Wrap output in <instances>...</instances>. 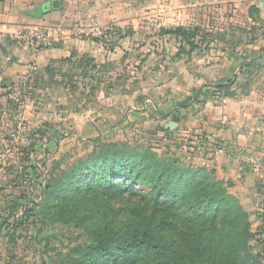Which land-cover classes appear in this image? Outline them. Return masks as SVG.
I'll list each match as a JSON object with an SVG mask.
<instances>
[{
    "label": "rangeland",
    "instance_id": "1",
    "mask_svg": "<svg viewBox=\"0 0 264 264\" xmlns=\"http://www.w3.org/2000/svg\"><path fill=\"white\" fill-rule=\"evenodd\" d=\"M42 1L0 0V23L14 17L16 25L14 31L0 32L1 47L9 43L37 52L66 40L70 57L65 60L71 62L56 60L54 66L43 67V73L34 70L18 74L15 83L0 82V99L5 96L10 104L5 109L6 102H0V264H74L79 247L91 243L87 228L70 214L82 213L84 206L47 204L45 196L46 186L63 168L91 152L95 138L107 143L130 141L175 157L184 166L214 170L217 179L232 183L229 191L250 213L252 231H263L259 211L264 208V180L252 176L249 186L235 189L231 172L218 178L214 163L206 161L218 149L212 141L221 138L197 132L194 123L181 127V119L189 113L193 121L205 123L203 114L198 115L202 108L214 115L217 109L225 110L226 93L233 83L224 93L217 81L208 79L207 67L217 53L231 55L238 41L264 39L262 0H254L255 5L251 0H77L78 6L91 5V14L86 8L75 16L64 15V8L43 17L27 14ZM247 8L252 21L243 12ZM247 24H255L250 35ZM180 27L191 33L197 46L163 33ZM77 38L91 40L95 45L91 53L73 48ZM80 73L90 78L80 79ZM23 76L27 81L21 80ZM120 90L149 96L152 114L159 120L143 127L134 118L126 130L116 127L117 120L102 122L97 136L94 119L105 113L96 110L93 102L103 93ZM174 105L177 110L188 109L175 116ZM222 117L218 126H228L230 122ZM263 153L258 150L255 155L264 157ZM244 165H249L248 170H264L259 159L244 160ZM252 245V252H264L257 241Z\"/></svg>",
    "mask_w": 264,
    "mask_h": 264
},
{
    "label": "trees",
    "instance_id": "2",
    "mask_svg": "<svg viewBox=\"0 0 264 264\" xmlns=\"http://www.w3.org/2000/svg\"><path fill=\"white\" fill-rule=\"evenodd\" d=\"M163 33L197 46L182 27ZM93 142L46 186L47 204L84 206L70 214L91 243L79 247L74 264H264V252L251 251L252 241L264 247V208L263 231L253 232L231 182L152 147Z\"/></svg>",
    "mask_w": 264,
    "mask_h": 264
},
{
    "label": "crops",
    "instance_id": "3",
    "mask_svg": "<svg viewBox=\"0 0 264 264\" xmlns=\"http://www.w3.org/2000/svg\"><path fill=\"white\" fill-rule=\"evenodd\" d=\"M44 1L37 5L35 9L27 11V14L34 15L35 17H43L54 11L53 9L41 15L35 13L40 5H44ZM61 1V9L64 8V15H79L85 8L89 14H91V5L89 4L88 7H85L78 6L76 3L77 0ZM253 1L254 0H251V4L255 5ZM247 3H250V0H247ZM259 5L263 7L261 14L264 16V0L259 2ZM243 12H246L247 18L249 21H252L250 9L247 8V10ZM234 15L239 14L235 13ZM6 21L7 23H0V32L14 31L16 28L14 17L7 18ZM245 28H247V33L250 35L255 31V24H247ZM238 30L241 31L240 28ZM73 42H75V47L73 48L81 51L84 50V52L89 53H91V48L95 46L91 45V40L82 38H77L73 40ZM59 45L60 46L43 48L37 52L26 47L16 48L14 45L10 46L9 43L2 47L0 46V82H3L4 85H9L10 83H15L20 73L26 75L34 70H39L43 73V67L45 68L48 65L52 66L56 60L61 61L63 64L71 63L69 60H65L67 57H70L68 56L70 51L67 41L63 40ZM225 47L227 48L228 46L226 45ZM232 47H235L236 50L232 52L231 55L219 52L214 58L215 62H212L213 65L207 67L210 73L207 74L209 80L217 81L219 84H224L225 81H228L230 84L233 83V88L231 89L232 93L230 91L226 93L229 102L225 110L219 111L217 109L214 115L209 109L202 108L198 115L203 114L201 120L205 123H201L199 120L193 121V119H191L192 115L189 113L190 117H187L184 121V117L181 119L183 124L181 127L186 128L194 123L195 126H198L197 132L206 133V135L209 136L216 134L221 138L220 140L223 141L221 142L223 146L214 150L216 154L213 151V154H215L214 158H209L206 161L214 163L218 178L223 179L225 178L224 176H226L225 173L231 172L233 176L232 181L236 180V182H234V187L236 189L240 185L245 186L250 184L252 176H254L257 181L259 180V182L264 180V170H256V168L255 170H248L246 167L249 165H244V160L254 161V159H259L264 164V157L255 155L258 150L261 153L264 152V130L261 131L259 129L264 127V123L261 120L262 117L264 118V39L258 40L255 38L247 42L238 41ZM80 75V79L86 80L90 78L89 76L83 78V73H80ZM25 78L27 81L28 78L26 76H23L21 80ZM241 79L242 83H238ZM23 84L25 85L24 82L22 85ZM221 90H223L224 93L227 92L226 88ZM72 93L71 91L68 97H71ZM141 94L140 91L137 92V94L129 90H120L118 92L111 91L108 94L103 93L101 97L94 101L93 104L96 110L105 113L102 117H96L94 119L97 136H100L102 133L100 131V124H115L114 122L116 120L118 121L116 127L121 125L125 130L133 124L134 118L139 119L137 122L143 127H146V124H150L151 122V125H153L155 121L157 123L159 119L152 114L153 111L149 102L152 101V99L149 98V96ZM3 101H5V96H2L0 99V102L3 103ZM8 104V102L3 103L5 109L9 108V106H7ZM175 106L178 107V105L171 107V112L179 117V111L186 108L188 109V107L179 106L180 108L177 110ZM189 110L192 111L191 108H189ZM221 117L228 119L230 124L228 126L219 127L218 120ZM214 120L217 122L215 127L212 125ZM129 143L132 142L129 141ZM257 148L259 149L257 150ZM240 160L243 162H239ZM237 161L238 163H236ZM240 177L242 179H240ZM237 179L240 181H237ZM245 180L248 183L243 182Z\"/></svg>",
    "mask_w": 264,
    "mask_h": 264
},
{
    "label": "water",
    "instance_id": "4",
    "mask_svg": "<svg viewBox=\"0 0 264 264\" xmlns=\"http://www.w3.org/2000/svg\"><path fill=\"white\" fill-rule=\"evenodd\" d=\"M62 7V1L61 0H46L44 1V11L50 12L51 10L55 9H61ZM38 10V9H37ZM35 11V13L41 15L42 13L40 11ZM173 125L175 122H172Z\"/></svg>",
    "mask_w": 264,
    "mask_h": 264
},
{
    "label": "flooded vegetation",
    "instance_id": "5",
    "mask_svg": "<svg viewBox=\"0 0 264 264\" xmlns=\"http://www.w3.org/2000/svg\"><path fill=\"white\" fill-rule=\"evenodd\" d=\"M37 11H40L41 13H44V5H40L39 9Z\"/></svg>",
    "mask_w": 264,
    "mask_h": 264
},
{
    "label": "built area",
    "instance_id": "6",
    "mask_svg": "<svg viewBox=\"0 0 264 264\" xmlns=\"http://www.w3.org/2000/svg\"><path fill=\"white\" fill-rule=\"evenodd\" d=\"M75 30H77L78 31V33H82V30L80 29V28H76ZM102 32L101 31H99V34H101ZM24 36V35H23ZM27 38H29V37H27Z\"/></svg>",
    "mask_w": 264,
    "mask_h": 264
}]
</instances>
